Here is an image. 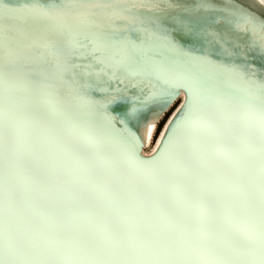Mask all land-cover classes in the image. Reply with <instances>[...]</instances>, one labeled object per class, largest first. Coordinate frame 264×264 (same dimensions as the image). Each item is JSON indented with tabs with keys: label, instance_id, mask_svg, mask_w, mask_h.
<instances>
[{
	"label": "snow or ice",
	"instance_id": "snow-or-ice-1",
	"mask_svg": "<svg viewBox=\"0 0 264 264\" xmlns=\"http://www.w3.org/2000/svg\"><path fill=\"white\" fill-rule=\"evenodd\" d=\"M0 264H264V3L0 0Z\"/></svg>",
	"mask_w": 264,
	"mask_h": 264
},
{
	"label": "bare ground",
	"instance_id": "bare-ground-1",
	"mask_svg": "<svg viewBox=\"0 0 264 264\" xmlns=\"http://www.w3.org/2000/svg\"><path fill=\"white\" fill-rule=\"evenodd\" d=\"M257 3H264V0H257ZM161 131H162V129H161ZM156 141H157V142L159 141V136L156 137ZM149 147H150L152 150H155L156 144H151V145H149ZM146 154H150V152H149V153H146Z\"/></svg>",
	"mask_w": 264,
	"mask_h": 264
}]
</instances>
